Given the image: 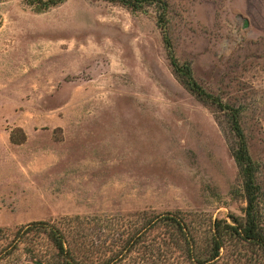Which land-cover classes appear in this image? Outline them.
<instances>
[{
  "label": "rangeland",
  "instance_id": "rangeland-1",
  "mask_svg": "<svg viewBox=\"0 0 264 264\" xmlns=\"http://www.w3.org/2000/svg\"><path fill=\"white\" fill-rule=\"evenodd\" d=\"M138 1L38 12L0 0V230L10 237L143 211L242 216L231 126L176 77L165 37L197 84L240 111L264 215V0ZM25 260L19 251L4 264Z\"/></svg>",
  "mask_w": 264,
  "mask_h": 264
},
{
  "label": "trees",
  "instance_id": "trees-1",
  "mask_svg": "<svg viewBox=\"0 0 264 264\" xmlns=\"http://www.w3.org/2000/svg\"><path fill=\"white\" fill-rule=\"evenodd\" d=\"M23 1L44 12L65 0ZM106 1L131 10L141 8L138 0ZM166 22L160 18L162 30L167 27H163ZM165 42L182 85L200 103L222 113L231 126L236 139L233 158L246 201L242 216L231 214L213 220L198 213L143 211L110 223L77 217L68 220L71 226L66 228L46 222L33 223L19 228L12 237L0 230V264L10 261L19 251L26 255L25 264H264L262 193L240 111L197 84L190 67L180 66L172 56L166 37ZM40 246L44 249L40 250Z\"/></svg>",
  "mask_w": 264,
  "mask_h": 264
}]
</instances>
